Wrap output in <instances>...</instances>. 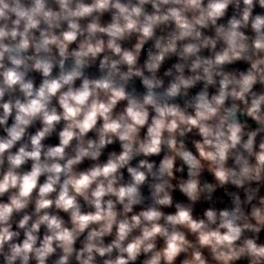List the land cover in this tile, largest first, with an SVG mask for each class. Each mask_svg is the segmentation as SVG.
<instances>
[{"label": "clouds", "instance_id": "clouds-1", "mask_svg": "<svg viewBox=\"0 0 264 264\" xmlns=\"http://www.w3.org/2000/svg\"><path fill=\"white\" fill-rule=\"evenodd\" d=\"M0 264H264V0H0Z\"/></svg>", "mask_w": 264, "mask_h": 264}, {"label": "crops", "instance_id": "crops-1", "mask_svg": "<svg viewBox=\"0 0 264 264\" xmlns=\"http://www.w3.org/2000/svg\"><path fill=\"white\" fill-rule=\"evenodd\" d=\"M222 193H217V195H221Z\"/></svg>", "mask_w": 264, "mask_h": 264}]
</instances>
